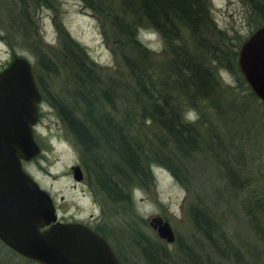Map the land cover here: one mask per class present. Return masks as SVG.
I'll list each match as a JSON object with an SVG mask.
<instances>
[{
	"label": "trees",
	"instance_id": "1",
	"mask_svg": "<svg viewBox=\"0 0 264 264\" xmlns=\"http://www.w3.org/2000/svg\"><path fill=\"white\" fill-rule=\"evenodd\" d=\"M3 1L0 0V14L7 22L0 25V30L5 28V39L13 42L12 38L19 36L21 44L36 57L37 65L48 71V60L41 56L40 43L34 39L36 31L31 15V9L43 6L45 0ZM80 1L98 19L103 38L111 53L117 55L118 66L125 70L129 84L121 83V87L116 80L97 79L93 65L85 61L83 49L63 34L60 41L66 57L69 56L72 101L67 104L51 95L46 101L87 158L85 168L91 167L89 177H95V186L105 200L129 208V188H146L152 181L149 172L152 165L163 167L176 183L187 188L189 182L181 174L185 175L188 168L182 163H190L198 156L207 160L212 155L224 169L216 171L221 186L230 190L231 195L243 193L242 170L229 166L231 159L225 155L222 139L210 126H204L198 107V103H205L216 114L223 113L219 100L222 87L215 76L216 69H223L235 79L240 75L236 67L237 51L226 50L223 33L216 30L209 18L207 0ZM240 1L253 25L252 31L263 26L264 0ZM142 35L157 37L161 43L157 55L147 48ZM117 89L131 101L125 100ZM119 96L127 106H123L118 122L110 112L115 111L114 98ZM226 96L228 107L236 106L235 94ZM246 104H254L252 94L247 95ZM190 110L197 115L194 122L187 119ZM133 113L152 124V131L147 130L150 141L131 131ZM225 116L226 113L221 115ZM102 153L106 154L105 163ZM195 201L188 202L187 219L193 230L210 242L217 219L202 201ZM251 225L256 232H261L264 226L255 221ZM93 232L100 235L97 229ZM137 236L134 249L144 264H169L164 248ZM191 247L184 243L177 245L183 256L182 264H207L206 258ZM21 259L26 264H36Z\"/></svg>",
	"mask_w": 264,
	"mask_h": 264
},
{
	"label": "rangeland",
	"instance_id": "2",
	"mask_svg": "<svg viewBox=\"0 0 264 264\" xmlns=\"http://www.w3.org/2000/svg\"><path fill=\"white\" fill-rule=\"evenodd\" d=\"M207 3L209 18L216 30L223 33L226 50L234 48L238 51L253 29L241 1L207 0ZM31 15L36 31L34 39L40 43L41 56L48 60V71L37 65L36 57L21 44L23 40L19 36H12L13 42L5 39V28L0 30V70L14 57L24 58L30 64L40 95L39 122L34 128V140L40 152L22 167L64 211V220L84 222L91 215L96 221L90 225L99 231L121 264H144L134 249L137 235L164 248L169 264H182L184 261L177 251L179 243L195 248L209 264H264V226L261 232H256L251 225L254 221L264 224V105L255 98L253 105L246 104L247 95L251 93L241 76L235 79L236 76L223 69H216L215 76L222 87L219 100L225 117H221L223 113L216 114L205 103H198V107L204 126H210L222 139L225 155L231 159L229 166L242 170L243 193L231 195L230 190L228 192L221 186L216 171L224 169L215 162L213 155L207 160L198 156L190 163H182L188 168L184 170L185 175L181 174L189 182L187 188L176 183L163 167L152 165L149 168L152 181L147 187L129 188V208L118 203L109 204L95 186V177H89L92 170L91 167L85 168L87 158L75 146L46 98L51 95L67 104L72 101L69 56L66 57L67 52L62 49L60 41L63 34L83 49L87 57L85 61L93 65L100 81L113 79L122 87L121 83L129 84L126 72L118 66L117 55L111 53L104 40L98 19L85 9L80 0H45L43 6L31 9ZM6 22L0 14V25ZM141 38L157 55L161 50L157 37L142 35ZM117 92L131 101L126 93L118 89ZM231 94H235L238 101L236 106L228 107L226 95ZM114 100L115 111L110 114L119 122L122 108L127 105L124 101L121 103L120 96ZM96 108L100 112V104ZM132 120L131 131L144 135L146 141H150L147 130L152 131V124L139 119L138 113H133ZM202 150L206 152L205 148ZM213 152L216 154L217 150ZM105 155L102 153L103 159ZM73 166H82L85 170L80 184H75L71 178ZM192 200L202 201L204 208L217 219L210 242L195 232L187 219V205ZM152 218H160L169 224L174 236L172 243L156 236L149 225ZM0 264L26 263L0 243Z\"/></svg>",
	"mask_w": 264,
	"mask_h": 264
},
{
	"label": "water",
	"instance_id": "3",
	"mask_svg": "<svg viewBox=\"0 0 264 264\" xmlns=\"http://www.w3.org/2000/svg\"><path fill=\"white\" fill-rule=\"evenodd\" d=\"M236 67L264 105V25L241 43ZM39 102L30 64L14 57L0 70V243L36 264H120L101 236L78 223L57 222L49 195L23 170L40 152L33 139ZM149 225L159 239L173 242L167 222L152 218Z\"/></svg>",
	"mask_w": 264,
	"mask_h": 264
},
{
	"label": "flooded vegetation",
	"instance_id": "4",
	"mask_svg": "<svg viewBox=\"0 0 264 264\" xmlns=\"http://www.w3.org/2000/svg\"><path fill=\"white\" fill-rule=\"evenodd\" d=\"M38 90V89H37ZM39 108H38V115H37V122H36V124H35V126L37 125V123L39 122ZM35 128V127H34ZM36 136V134H35V132L33 133V139H34V137ZM35 141V140H34ZM75 167H77L79 170H78V172H74L73 171V168H75ZM71 178H72V180L75 182V184H80V183H82L83 182V176H85V170H83V167L82 166H73V167H71ZM84 174V175H83ZM80 175V180H75L74 178L76 177H78ZM36 183V182H35ZM37 184V183H36ZM37 186L39 187V185L37 184ZM40 188V187H39ZM40 189H42V188H40ZM43 190V189H42ZM44 192H46L48 195H49V197H50V199H51V201H52V203H53V207H54V212H55V214H56V217H57V222H60V223H78V224H81V225H83L84 227H86V228H88L89 230H91V231H95L94 230V227H92L90 224L94 221H96V219L94 220L93 218H92V216L91 215H89V219H87L86 221H82V220H79V219H73V220H68V221H66V220H64V217L62 216L63 214H64V211L61 209V208H58V206L55 204V202H54V200H53V198L50 196V194L47 192V191H45V190H43ZM60 215V216H59ZM93 220H92V219Z\"/></svg>",
	"mask_w": 264,
	"mask_h": 264
},
{
	"label": "clouds",
	"instance_id": "5",
	"mask_svg": "<svg viewBox=\"0 0 264 264\" xmlns=\"http://www.w3.org/2000/svg\"><path fill=\"white\" fill-rule=\"evenodd\" d=\"M196 118H197V115H196V113L194 112V110H190V111L187 113V119H188L190 122H194Z\"/></svg>",
	"mask_w": 264,
	"mask_h": 264
}]
</instances>
